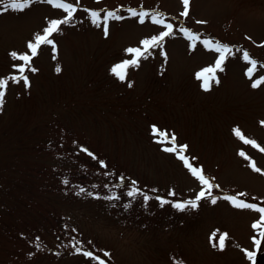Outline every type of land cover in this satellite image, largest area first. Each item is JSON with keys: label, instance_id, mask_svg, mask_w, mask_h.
Here are the masks:
<instances>
[{"label": "rangeland", "instance_id": "374dc122", "mask_svg": "<svg viewBox=\"0 0 264 264\" xmlns=\"http://www.w3.org/2000/svg\"><path fill=\"white\" fill-rule=\"evenodd\" d=\"M4 5L0 78L6 79L22 63L10 53L29 52L28 41L65 13L46 0L22 11ZM130 8L158 12L174 28L121 81L110 69L131 59L125 49L165 30L150 16L141 24ZM85 9L125 18L110 20L105 36ZM183 10L182 0H79L72 22L51 37L55 49L42 45L32 59L36 71L25 73L30 86L9 81L0 107V264H97L75 252L73 238L107 264H252L246 250L256 252L255 261L261 256L264 237L252 228L259 213L223 197L246 193L239 198L264 206V152L233 131L264 148V83L251 86L264 77V0H190L187 17ZM181 27L235 53L208 90L195 74L214 65L218 53L200 41L190 47ZM236 49L258 62L251 79ZM153 125L187 145L184 154L214 184L216 203L205 198L184 211L160 206L156 196L187 201L203 186L163 151ZM132 181L152 199L127 197ZM113 194L120 199H103ZM221 234H227L223 249L214 246ZM253 237L261 239L259 250Z\"/></svg>", "mask_w": 264, "mask_h": 264}, {"label": "snow or ice", "instance_id": "6c2138e0", "mask_svg": "<svg viewBox=\"0 0 264 264\" xmlns=\"http://www.w3.org/2000/svg\"><path fill=\"white\" fill-rule=\"evenodd\" d=\"M33 0H9V2L4 5V0H0V5H4V10L7 11L9 8L14 10H23L25 7L29 6ZM46 2L57 9H62L65 15L62 19H53L48 22L47 27H45L42 33H37L34 35L33 40L28 41L27 49L29 52L25 53H17L15 51L11 52L10 55L14 60L20 61L22 63L14 64L13 67L17 69V75H12L9 78H0V107L4 104V98L6 94V90L11 80L14 83H20L23 81L25 87L30 86L26 71H36L35 68L31 66L32 59L38 54V49L41 48L42 45H51L53 49H55L54 40L51 38L54 33H58L61 30V25L68 24L72 22L75 14L78 11L79 0H74V2H70V0H46ZM183 11L180 13L181 16L187 17L189 15V5L190 0H182ZM91 23L96 25L97 27L103 26V31L105 36L108 35V24L110 20H122L125 17L118 15L116 11H106L103 16H101V11L96 10H88ZM130 16L138 17L139 22L143 24L146 18L151 19L153 24L162 25L165 30L159 32L158 35H154L150 38L143 39L140 43V47H129L125 49V52L131 56V59H125L120 63L113 65L110 71L121 81L126 79L127 70L130 67H138L141 59H147L151 54V49L160 46L164 41L165 37L173 35L174 25L172 23L166 22L164 18H162L161 14L158 12H152L149 14L147 11L137 10V9H128ZM197 23H206V21H197ZM179 31L183 34V36L190 41V47L195 48L197 41H200L206 49L209 51H214L218 53V56L214 62V65L208 66L200 71H198L195 75L198 80L202 81V87L205 90H208L211 87V83L214 81L218 83L216 73L217 71H223V65L225 61L232 55H235L232 47L222 44L219 41H214L211 38H205L201 40L199 34L192 32L188 28L181 27ZM241 59L245 61L249 67L246 69V75L251 79L253 73L257 67L258 62L253 59L250 54L246 50L236 49V52H241ZM57 72L60 71L59 67L56 69ZM264 83V77H260L252 82V87L256 88ZM131 87V84H129ZM234 134L242 140L245 144H250L253 147L258 148L261 152H264V148H261L254 140L247 139L240 131V129H234ZM152 133L157 137V142L163 145V151L173 153L177 156V158L183 162L184 166L189 169L191 174L196 177L200 184L203 186L201 191L195 196L194 199H190L182 202H171L165 198L160 196H156L155 199L159 201L160 206H164L165 204H170L171 206L176 208L177 210L184 211L187 208H196L198 207V202L205 198H211L212 203H216L217 197H214L212 194V189L214 184L203 174V170L199 167L194 166L189 158L184 154L187 150V145H177L175 134L169 135L166 131H161L155 125L152 126ZM170 145V146H169ZM82 152H85L89 157L93 159H97L93 153L89 152L85 148H81ZM241 156L245 157V159H249L246 154L241 151L239 153ZM98 163L101 167H107L102 160H98ZM249 167L252 168L253 171L260 173L261 169L256 166L254 161L250 160ZM125 178L123 176L120 177V181L123 182ZM65 184L69 183L68 180L63 181ZM120 184H117L116 187H120ZM95 187V186H94ZM107 187V185L105 186ZM86 189L80 188V192H85ZM89 195H93V193L89 192ZM125 195L132 200H135L138 196L143 198V201L147 203L152 197L143 192L139 187L136 186V182L132 181L129 189L126 191ZM170 195H174V193H170ZM246 195V193H240L237 195H226L223 198L231 202V204L238 209H250L259 213V219L252 224L253 229L260 230L259 236L264 237V206H258L253 203L246 202L239 197ZM95 198H101L96 196ZM103 199L112 201L119 200L120 197L118 195H106ZM124 207L127 209L131 207V203L124 204ZM216 234L213 233V238H215ZM227 234H221L219 236L217 244L214 246H218L220 249H223L225 246ZM39 240V238H37ZM254 245L257 250H259L261 246V239L253 237ZM75 252L82 254L83 256L90 258L91 260H95L97 264H107V262L102 259L99 255H96L93 251H89L83 249L80 245V241H77L73 238L71 241ZM39 248L40 245L37 244ZM247 257L252 264H255L256 252L251 250H246ZM103 255L105 257L110 256V253L104 252ZM182 264V262H181Z\"/></svg>", "mask_w": 264, "mask_h": 264}, {"label": "water", "instance_id": "95a60500", "mask_svg": "<svg viewBox=\"0 0 264 264\" xmlns=\"http://www.w3.org/2000/svg\"><path fill=\"white\" fill-rule=\"evenodd\" d=\"M255 264H264V251H263V253L261 254V256H259V257L256 259Z\"/></svg>", "mask_w": 264, "mask_h": 264}]
</instances>
